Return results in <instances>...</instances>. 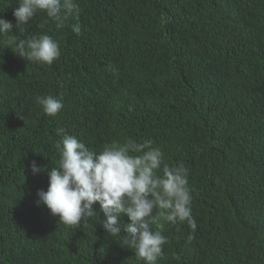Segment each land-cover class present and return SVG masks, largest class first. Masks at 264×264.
I'll use <instances>...</instances> for the list:
<instances>
[{"label":"trees","instance_id":"16d2710c","mask_svg":"<svg viewBox=\"0 0 264 264\" xmlns=\"http://www.w3.org/2000/svg\"><path fill=\"white\" fill-rule=\"evenodd\" d=\"M17 3L0 0V18L15 24ZM76 3L63 29L41 12L10 34L52 36L61 56L50 66L0 36V264H144L123 232L99 227L98 204L79 228L37 206L60 128L97 152L149 141L188 169L197 228L157 215V264H264V0ZM46 95L63 98L54 117L36 102ZM33 161L45 170L34 175Z\"/></svg>","mask_w":264,"mask_h":264},{"label":"clouds","instance_id":"9594fccd","mask_svg":"<svg viewBox=\"0 0 264 264\" xmlns=\"http://www.w3.org/2000/svg\"><path fill=\"white\" fill-rule=\"evenodd\" d=\"M13 9L15 24L0 18V36L14 44L20 57L38 65H52L61 56L59 43L52 36L43 34L29 40L19 39L13 29L23 33L25 26L38 14L44 13L57 30L66 21L79 16L76 0H18ZM76 35L81 25L71 24ZM36 102L50 117L63 108V98L53 95L37 96ZM61 137L56 143L58 165L48 171L47 190H38L37 206L43 204L58 222L70 227L89 226L99 215L94 210L98 204L104 219L99 227L109 237H120L134 250L144 264H157L163 255L167 238L150 225L158 215L172 225L187 223L191 230L197 228L192 215V195L188 187V169L182 164L169 166L163 162V153L153 148L149 141L138 143L129 140L124 144H105L100 151L88 148L76 136L57 129ZM35 175L45 169L35 161L31 164ZM154 213V214H153ZM126 215L130 221L120 223ZM191 239V237H189Z\"/></svg>","mask_w":264,"mask_h":264}]
</instances>
